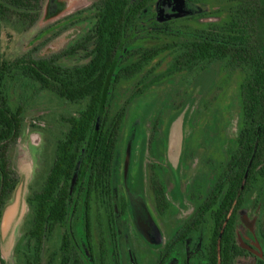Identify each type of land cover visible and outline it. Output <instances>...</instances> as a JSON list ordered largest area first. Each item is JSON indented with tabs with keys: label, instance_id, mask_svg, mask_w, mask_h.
<instances>
[{
	"label": "rangeland",
	"instance_id": "1",
	"mask_svg": "<svg viewBox=\"0 0 264 264\" xmlns=\"http://www.w3.org/2000/svg\"><path fill=\"white\" fill-rule=\"evenodd\" d=\"M100 1L57 0V12L49 13L50 2L43 0L38 21L26 30L20 22L15 27L0 20V67L29 55L55 58L65 67L85 64L84 52L70 54L69 50L93 27L90 8ZM232 9L229 0H158L144 15L141 28L153 29L155 19L160 25L157 29L166 34L143 32L127 48L130 52L161 48L197 38L200 31L212 32L222 25ZM260 43L264 45L262 35ZM177 56L174 51H163L143 74L116 92L113 114L131 100L115 159L112 212L107 214L97 200L93 202L95 261L89 260L90 264H160L168 245L194 217L199 207L196 198L211 186L237 140L242 111L240 72L223 69L219 63L190 70L186 61L175 63ZM16 78L7 83L6 93L10 105L24 111L21 136L9 155L19 183L1 227L0 264H25L21 244L32 217L28 199L43 187L57 142L67 130L64 118L76 116L83 108ZM138 89L143 93L132 97ZM152 175L161 180L165 191V215L159 213L150 187ZM260 220L259 210L248 204L240 213L237 232L240 246L257 258L264 253L257 232ZM84 221L80 212L69 225L88 260L91 253ZM63 231L56 232L46 246V256L60 247ZM208 239L202 226L188 242L178 244L164 264H203L199 254ZM237 264L254 263L243 259Z\"/></svg>",
	"mask_w": 264,
	"mask_h": 264
},
{
	"label": "trees",
	"instance_id": "2",
	"mask_svg": "<svg viewBox=\"0 0 264 264\" xmlns=\"http://www.w3.org/2000/svg\"><path fill=\"white\" fill-rule=\"evenodd\" d=\"M229 1L233 3L232 15L212 32L202 30L197 38L130 52L127 47L135 44L143 32L166 34L158 30L160 25L155 19L151 22L153 29L141 28L144 15L158 0H101L90 8L93 27L69 50L70 54L84 52L88 59L85 64L65 67L55 58L35 59L29 55L0 67V232L19 183L9 155L12 144L21 136L24 113L23 108L10 105L7 83L19 76L60 100L83 106L76 116L64 118L67 130L57 142L43 187L28 199L32 217L21 244L25 264L95 261L93 202L97 200L107 214L112 212L115 159L131 100L113 114L116 92L120 85L143 74L166 50L176 52L175 63L186 61L190 70L219 63L223 69L239 71L243 81L237 140L205 194L197 198L193 195L199 207L168 245L160 264L202 226L209 237L208 264H235L238 258L247 256L237 232L240 213L250 203L260 212L258 235L264 246V45L260 43L261 35L264 37V0ZM49 2V13L57 12V0ZM42 5L43 0H0V20L15 27L20 22L26 30L38 21ZM136 93L140 95L143 90H136L132 97ZM153 176L150 187L159 213L165 215V191L159 184L161 180ZM80 212L91 253L88 260L69 225ZM59 231H63L60 247L46 256V246Z\"/></svg>",
	"mask_w": 264,
	"mask_h": 264
},
{
	"label": "flooded vegetation",
	"instance_id": "3",
	"mask_svg": "<svg viewBox=\"0 0 264 264\" xmlns=\"http://www.w3.org/2000/svg\"><path fill=\"white\" fill-rule=\"evenodd\" d=\"M258 226H259V224H258ZM207 249H208V246H206V243L204 244V246L202 247V249H200L199 259H202L203 264H208V261H207ZM242 249H244V248H242ZM245 251L247 252V256L238 258L236 260V263L235 264H237V261H240V260H243V259H245V260L246 259L247 260L248 259H252L254 264H262V261H264V253H263V257L262 258H257V256H254L251 252H248L247 250H245Z\"/></svg>",
	"mask_w": 264,
	"mask_h": 264
},
{
	"label": "water",
	"instance_id": "4",
	"mask_svg": "<svg viewBox=\"0 0 264 264\" xmlns=\"http://www.w3.org/2000/svg\"><path fill=\"white\" fill-rule=\"evenodd\" d=\"M129 156H130V154H128V158H127V163L128 164L127 165H129V162H130V157Z\"/></svg>",
	"mask_w": 264,
	"mask_h": 264
}]
</instances>
